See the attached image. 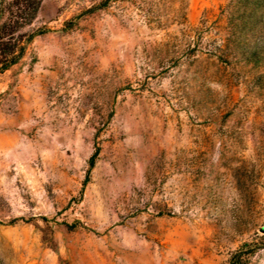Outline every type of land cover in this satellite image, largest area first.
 <instances>
[{
	"label": "rangeland",
	"instance_id": "rangeland-1",
	"mask_svg": "<svg viewBox=\"0 0 264 264\" xmlns=\"http://www.w3.org/2000/svg\"><path fill=\"white\" fill-rule=\"evenodd\" d=\"M102 1L0 75V264H264V0Z\"/></svg>",
	"mask_w": 264,
	"mask_h": 264
},
{
	"label": "trees",
	"instance_id": "trees-1",
	"mask_svg": "<svg viewBox=\"0 0 264 264\" xmlns=\"http://www.w3.org/2000/svg\"><path fill=\"white\" fill-rule=\"evenodd\" d=\"M112 0H103L106 8ZM43 0H0V75L18 64L25 56L27 45L42 32L27 34L23 30L31 26L41 9ZM97 153L90 159L95 166ZM90 174L87 175L88 182ZM250 250H240L232 257V264H247L245 256Z\"/></svg>",
	"mask_w": 264,
	"mask_h": 264
}]
</instances>
